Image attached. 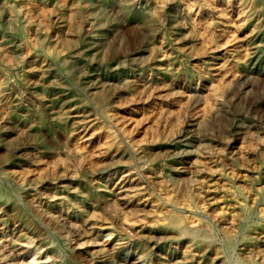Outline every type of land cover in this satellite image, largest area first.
Here are the masks:
<instances>
[{
  "label": "rangeland",
  "instance_id": "obj_1",
  "mask_svg": "<svg viewBox=\"0 0 264 264\" xmlns=\"http://www.w3.org/2000/svg\"><path fill=\"white\" fill-rule=\"evenodd\" d=\"M262 25L264 0H0V186L40 218L0 195V264H264Z\"/></svg>",
  "mask_w": 264,
  "mask_h": 264
},
{
  "label": "bare ground",
  "instance_id": "obj_2",
  "mask_svg": "<svg viewBox=\"0 0 264 264\" xmlns=\"http://www.w3.org/2000/svg\"><path fill=\"white\" fill-rule=\"evenodd\" d=\"M30 5H31V4H30ZM30 5H29V6H30ZM34 5H36V4H34ZM30 8H31V7H30ZM32 11H33V10H32ZM32 11H31V12H32ZM78 21H79V20H78ZM259 24H260V23H259ZM262 26H263V25H262ZM261 28H264V26L261 27ZM256 31H257V30H256ZM262 32H263V31H262ZM14 41H15V40H14ZM12 43H13V42H12ZM8 44H10V43H8ZM255 44H256V43H255ZM2 45H3V44H2ZM3 46H5V44H4ZM12 46H13V45H12ZM0 48H1V47H0ZM0 50H1V49H0ZM5 51H6V49H5ZM3 52H4V51H3ZM4 54H7V53H4ZM11 55H12V54H11ZM5 56H6V55H5ZM8 56H10V55H8ZM8 56H7V57H8ZM221 56H223V55H221ZM2 58H3V57H2ZM5 59H6V58H5ZM9 59H10V58H9ZM7 60H8V59H7ZM11 61H12V60H11ZM1 62H2V61H1ZM4 62H5V61H4ZM4 62H3V63H4ZM10 64H11V63H10ZM46 65H47V64H46ZM3 66H4V65H3ZM47 66H48V65H47ZM221 66H223V64H222ZM45 67H46V66H45ZM49 67H50V66H49ZM223 67H224V66H223ZM1 68H2V67H1ZM6 69H8V68H6ZM6 69H5V70H6ZM2 70H3V68H2ZM9 70H10V69H9ZM41 70H42V69H41ZM4 72H5V71H4ZM41 72H42V71H41ZM7 73H8V72H7ZM7 73H6V74H7ZM140 77H141V76H140ZM143 77H144V76H143ZM136 78H137V77H136ZM41 80H42V79H41ZM142 81H143V80H141V82H142ZM131 82H132V81H131ZM37 83H39V82H37ZM135 84H136V83H135ZM16 85H17V84H16ZM35 85H36V84H35ZM139 85H140V84H139ZM128 86H129V85H128ZM140 86H141V85H140ZM140 86H139V87H140ZM142 86H143V84H142ZM131 88L133 89V87H131ZM137 88H138V87H137ZM60 89H61V88H60ZM129 89H130V88H129ZM210 89H211V88H210ZM65 90H66V89H65ZM130 90H131V89H130ZM58 93H59V92H58ZM61 94H62V93H61ZM112 94H113V93H112ZM208 95H209V94H208ZM114 96H115V95H114ZM110 97H111V96H110ZM112 97H113V96H112ZM76 98H77V97H76ZM78 98H79V97H78ZM79 99H80V98H79ZM52 101H53V100H52ZM80 101H81V100H80ZM79 103H80V102H79ZM82 104H83V103H82ZM14 105H15V104H14ZM14 105H13V106H14ZM66 106H68V105H66ZM10 107H11V106H10ZM70 108H71V107H70ZM225 111H227V110H225ZM227 115H228V114H227ZM77 117H78V116H77ZM222 117H224V116H222ZM40 118H41V117H40ZM220 118H221V117H220ZM227 119H228V118H227ZM227 119H226V120H227ZM9 120H10V119H9ZM80 120H81V119H80ZM221 120H222V119H221ZM228 120H229V119H228ZM198 121H199V119H198ZM224 121H225V120H224ZM79 122H80V121H79ZM79 122H78V123H79ZM225 123H226V122H225ZM225 123H224V126L226 125ZM198 126H199V125H198ZM26 132H27V131H26ZM26 144H27V143H26ZM116 145H117V144H116ZM9 146H10V145H9ZM107 146H109V145H107ZM107 146H106V147H107ZM77 147H78V146H77ZM77 147H75V148H77ZM81 147H82V146H81ZM111 147H112V146H111ZM111 147H110V148H111ZM115 147H116V146H115ZM23 148H24V147H23ZM27 148H28V147H27ZM65 148H66V147H65ZM83 148H84V147H83ZM81 149H82V148H81ZM105 149H106V148H105ZM69 150H70V149H69ZM72 150H73V149H72ZM114 150L116 151L117 149L115 148ZM118 150H119V149H118ZM103 152H105V151H103ZM106 152H107V150H106ZM140 153H141V152H140ZM67 155H68V154H67ZM143 155H144V154H143ZM80 156H81V155H79V157H80ZM125 156H126V155H125ZM140 156H141V155H140ZM136 157H137V156H136ZM149 157H150V156H149ZM157 157H158V156H157ZM114 158H115V157H114ZM133 158H134V157H133ZM196 158H197V157H196ZM199 158H200V157H199ZM108 159H109V158H108ZM125 159H126V158H125ZM125 159H122V160H125ZM128 159H130V161H131L132 158L129 157ZM73 160H74V159H73ZM85 160H86V159H85ZM85 160H84V161H85ZM109 160H110V159H109ZM145 160H146V159H145ZM194 160H195V159H194ZM103 161H104V160H103ZM105 161H106V160H105ZM119 161H120V160H119ZM125 161H126V160H125ZM130 161H129V163H131ZM148 161H150V160L148 159ZM157 161H158V160H157ZM74 162H75V161H74ZM76 162H77V161H76ZM121 162H122V161H121ZM127 162H128V161H127ZM153 162H154V161H152V163H153ZM189 162H193V161L191 160V161H189ZM69 163H70V158H69ZM113 163H114V162H113ZM113 163H112V164H113ZM115 163H116V162H115ZM117 163H118V161H117ZM124 163H125V162H124ZM152 163H150V165H152ZM193 163H194V162H193ZM195 163H196V162H195ZM195 163H194V164H195ZM9 164H10V163H9ZM112 164H111V165H112ZM71 165H72V164H71ZM83 165H84V164H83ZM83 165H82V167H83ZM114 165H115V164H114ZM84 166H85V165H84ZM98 166H99V165H98ZM118 166H119V165H118ZM90 167H91V166H90ZM93 167H94V166H93ZM115 167H116V166H115ZM194 167H195V166H194ZM194 167H193V168H194ZM36 168H37V167H36ZM40 168H41V167H40ZM77 168H78V167H77ZM91 168H92V167H91ZM105 168H106V167H105ZM148 168H149V167H148ZM14 169H15V168H14ZM14 169H13V170H14ZM74 169H75V168H74ZM79 169H80V167H79ZM87 169H88V168H87ZM2 170H3V169H2ZM9 170L11 171V169H9ZM91 170H92V169H91ZM97 170H98V169H97ZM129 170H130V169H129ZM10 171H9V172H10ZM14 171H17V170H14ZM78 171H79V170H78ZM150 171H151V170H150ZM12 172H13V171H12ZM18 172H20V171H18ZM24 172H25V171H24ZM82 172H83V170H82ZM100 172H101V171H100ZM148 172H149V170H148ZM7 173H8V169H7ZM91 173H93V172H90V174H91ZM124 173H125V172H124ZM149 173H150V172H149ZM12 174H13V173H12ZM18 174H19V173H18ZM21 174H22V173H21ZM21 174H20V175H21ZM79 174H80V172H79ZM121 174H122V173H121ZM127 174H128V173H127ZM132 174H133V173H132ZM132 174H131V175H132ZM154 174H155V173H154ZM0 175H1V174H0ZM4 175H6V174H4ZM9 175H10V177H11V174H9ZM133 175H134V174H133ZM79 176H80V175H79ZM90 176H91V175H90ZM124 176H125V174H124ZM126 176L128 177V175H126ZM14 177H15V176H14ZM131 177H132V176H131ZM155 177H156V176H155ZM155 177H154V178H155ZM7 178H8V177H7ZM90 179H91V178H90ZM94 179H95V178H94ZM123 179H124V178H123ZM3 180H5V179H3ZM88 180H89V179H88ZM133 180H134V179H133ZM83 181H84V180H83ZM135 181H136V179H135ZM138 181H139V180H138ZM138 181H137V182H138ZM79 182H80V181H79ZM126 182H127V181H126ZM128 182H129V181H128ZM41 183H42V182H41ZM129 183H130V182H129ZM39 184H40V183H39ZM39 184H38V185H39ZM48 184H49V182H48ZM86 184H87V182H86ZM136 184H137V183H136ZM45 185H46V183H45ZM67 185H68V184H67ZM134 185H135V184H134ZM42 186H43V185H42ZM76 186H77V185H76ZM97 186H98V185H96V187H97ZM124 186H125V185H124ZM129 186H130V185H129ZM131 186H132V184H131ZM63 187H64V186H63ZM96 187H95V189H97ZM48 188H49V187H48ZM73 188H75V186H73ZM78 188H79V187H78ZM80 188H81V187H80ZM89 188H90V186H89ZM98 188H99V187H98ZM100 188H101V187H100ZM121 188H122V187H121ZM141 188H142V187H141ZM28 189H29V188H28ZM68 189H69V188H68ZM90 189H92V188H90ZM122 189H123V188H122ZM124 189H125V187H124ZM126 189H127V188H126ZM128 189H129V188H128ZM8 190H9V189H8ZM64 190H65V189H64ZM71 190H72V189H71ZM71 190H70V192H71ZM84 190H85V189H84ZM29 191H30V190H29ZM68 191H69V190H68ZM68 191H66V193H67ZM72 191H73V190H72ZM74 191H75V190H74ZM79 191H80V189H79ZM86 191H87V190H86ZM124 191H125V190H124ZM61 192H62V190H61ZM64 192H65V191H64ZM71 193H72V192H71ZM75 193H76V192H75ZM79 193H80V192H79ZM79 193H78V194H79ZM81 193H82V192H81ZM90 193H91V192H90ZM117 193H118V192H117ZM122 193H123V192H122ZM26 194H27V193H26ZM78 194H76V195H78ZM115 194H116V193H115ZM123 194H124V193H123ZM126 194H127V193H126ZM0 195L2 196V198H3V197L6 198L7 201L12 200V201L16 202L15 204L17 205V207H18V209H19V211H20V213H21L20 216L23 215V216L26 218V219H25V223H26L27 225H29L32 229H34V230H39V227H40V226L38 225V223H39V221H40V220H39L40 218L38 217V215L35 216V217H34V216H33V217L30 216L29 213H28L29 210H28V206H27V205H25V204H21L20 201L18 202V201H16V200H13L14 198L11 197V196H9V194L6 192V189H5L4 187H2V186H0ZM27 195H28V194H27ZM31 195H32V194H31ZM67 195H68V194H67ZM79 195H80V194H79ZM83 195H84V194H83ZM87 195H88V194H87ZM97 195H98V194H97ZM140 195H141V194H140ZM140 195H138V196H140ZM34 196H36V195H34ZM57 196H58V195H57ZM64 196H65V195H64ZM98 196H99V195H98ZM117 196H118V195H117ZM121 196H122V195H121ZM132 196H134V195H132ZM60 197H61V196H60ZM69 197H70V196H69ZM79 197H80V196H79ZM101 197L103 198V196H101ZM101 197H100V198H101ZM104 197H105V196H104ZM125 197H126V196H125ZM17 198H19V197H17ZM36 198H37V196H36ZM80 198H81V197H80ZM84 198H85V197H84ZM105 198H106V197H105ZM116 198H117V197H116ZM120 198H121V197H120ZM123 198H124V197H123ZM25 199H26V197H25ZM67 199H68V198H67ZM73 199H74V198H73ZM77 199H78V198H77ZM82 199H83V198H82ZM88 199H89V198H88ZM95 199H96V198H95ZM103 199H104V198H103ZM118 199H119V198H118ZM17 200H18V199H17ZM63 200H64V199H63ZM74 200H75V199H74ZM83 200H84V199H83ZM104 200H105V199H104ZM111 200H112V199H111ZM1 201H2V200H1ZM1 201H0V203H1ZM5 201H6V200H5ZM7 201H6V203H7ZM69 201H70V200H69ZM77 201H78V200H77ZM100 201H101V200H100ZM108 201H109V199H108ZM118 201H119V200H118ZM2 202H4V199H3ZM32 202L34 203V200H33ZM32 202H30V203H32ZM52 202H53V201H52ZM60 202H61V201H60ZM80 202H81V201H80ZM119 202H120V201H119ZM131 202H132V201H131ZM136 202H138V201H136ZM136 202H135V203H136ZM36 203H37V202H36ZM61 203H63V202H61ZM72 203H73V202H72ZM85 203H87V202H85ZM89 203H90V202H89ZM100 203H101V202H100ZM38 204H39V203H38ZM93 204H94V203H93ZM104 204H105V203H104ZM118 204H119V203H118ZM11 205H12V204H11ZM61 205H62V204H61ZM69 205H70V204H69ZM75 205H76V203H75ZM77 205H78V204H77ZM139 205H140V204H139ZM9 206H10V205H9ZM9 206H8V207H9ZM63 206H64V205H63ZM71 206H72V205H71ZM90 206H91V205H90ZM118 206H119V205H118ZM132 206H133V205H132ZM52 207H53V205H52ZM67 207H68V206H67V204H66V208H67ZM81 207H82V206H81ZM96 207H97V206H96ZM111 207H112V206H111ZM6 208H7V207H6ZM38 208H40V207L38 206ZM44 208H45V207H44ZM47 208H48V207H47ZM56 208H57V207H56ZM82 208H83V207H82ZM88 208H89V207H88ZM88 208H86V209H88ZM116 208H117V207H116ZM124 208H125V207H124ZM7 209H8V208H7ZM13 209H15V208H13ZM48 209H49V208H48ZM112 209H113V208H112ZM127 209H128V208H127ZM65 210H66V209H65ZM68 210H69V208H68ZM89 210H90V209H89ZM91 210H92V209H91ZM113 210H114V209H113ZM113 210H112V211H113ZM136 210H137V209H136ZM15 211H16V210H15ZM19 211H18V212H19ZM47 211H48V210H47ZM49 211H50V209H49ZM54 211H55V209H54ZM79 211H80V210H79ZM84 211H85V210H84ZM94 211H95V210H94ZM97 211H98V210H97ZM137 211H138V210H137ZM18 212H17V213H18ZM63 212H64V211H63ZM68 212H69V211H68ZM122 212H123V211H122ZM0 213H1V212H0ZM53 214H54V213H53ZM53 214H52V215H53ZM55 214H56V213H55ZM73 214H74V213H73ZM77 214H78V213H77ZM83 214H84V213H83ZM108 214H109V213H108ZM49 215H50V214H48L47 216H49ZM74 215H75V214H74ZM114 215H116V214L114 213ZM47 216H44V217H47ZM59 216H60V215H59ZM66 216H67V215H66ZM66 216H65V217H66ZM111 216H112V215H111ZM51 217H54V215L51 216ZM70 217H71V215H70ZM78 217H79V216H78ZM87 217H88V216H87ZM49 218H50V217H49ZM59 218H60V217H59ZM59 218H58V219H59ZM68 218H69V217H68ZM2 219H3V218H2ZM21 219H22V218H21ZM65 219H66V218H65ZM82 219H84V218H82ZM87 219H88V218H87ZM46 220H47V219H46ZM73 220H74V219H73ZM78 220H80V219H78ZM22 221H24V220H22ZM62 221H63V220H62ZM62 221L60 220V222H62ZM65 221H66V220H65ZM86 221H87V220H86ZM2 222H3V221H2ZM20 222H21V221H20ZM43 222H45V221H43ZM50 222H51V221H50ZM55 222H57V221H55ZM46 223H47V222H46ZM63 223H64V222H63ZM65 223H66V222H65ZM73 223H74V222H73ZM75 223H76V222H75ZM88 223H89V221H88ZM88 223H87V224H88ZM91 223H92V222H90V224H91ZM93 223H94V222H93ZM93 223H92V224H93ZM1 224H2V223H1ZM51 224H52V223H51ZM71 224H72V222H71ZM79 224H80V223H79ZM65 225H66V224H65ZM94 225H95V224H94ZM24 226H25V225H24ZM66 226H67V225H66ZM90 226H91V225H90ZM50 227H51V226H50ZM50 227L47 228L49 232L52 231V229H51L52 227H51V228H50ZM72 227H73V226H72ZM87 227H88V225H86V228H87ZM43 228H44V227H43ZM43 228H42V229H43ZM58 228H59V227H58ZM32 229H30V230H32ZM74 229H75V228H74ZM90 229H91V227L89 228V230H90ZM99 229H100V228H99ZM102 229H103V228H102ZM105 229H106V228H105ZM105 229H103V230H105ZM87 230H88V229H87ZM87 230H86V231H87ZM44 231H45V230H44ZM108 231H109V230H108ZM149 231H150V230H148V232H149ZM260 231H261V230H260ZM40 232H43V231H40ZM49 232H48V233H49ZM53 232H54V231H53ZM87 232H88V231H87ZM145 232H146V231H145ZM186 232H187V230H186ZM184 233H185V231H184ZM184 233H183V234H184ZM262 233H264V232H262ZM35 234H36V233H35ZM91 234H92V233H91ZM93 234H94V233H93ZM99 234H100V233H99ZM110 234H111V233H110ZM134 234H135V233H134ZM140 234H141V233H140ZM148 234H149V233H148ZM170 234H171V233H170ZM183 234H182V235H183ZM190 234H191V233H190ZM4 235H5V234H4ZM22 235H23V234H22ZM48 235H49V234H48ZM94 235H95V234H94ZM157 235H158V234H157ZM160 235H161V234H160ZM196 235H197V234H196ZM101 236H102V235H101ZM103 236H104V235H103ZM105 236H108V235H105ZM149 236H150V234H149ZM167 236H168V235H167ZM0 237H1V236H0ZM138 237H139V236H138ZM155 237H156V236H155ZM160 237H161V236H160ZM168 237H169V236H168ZM260 237H261V236H260ZM17 238H18V237H17ZM108 238H109V237H108ZM108 238H107V239H108ZM128 238H129V237H128ZM139 238H140V237H139ZM158 238H159V237H158ZM173 238H174V237H173ZM175 238H176V237H175ZM183 238H184V237H183ZM93 239H94V238H93ZM93 239H92V240H93ZM123 239H124V238H123ZM126 239H127V238H126ZM177 239H179V238H177ZM53 240H54V239H53ZM53 240H52V241H53ZM84 240H85V239H84ZM92 240H91V241H92ZM121 240H122V239H121ZM161 240H162V239H161ZM174 240H175V239H174ZM26 241H27V240H26ZM105 241H106V239H105ZM125 241H126V240H125ZM125 241H124V242H125ZM143 241H144V240H143ZM146 241H147V240H146ZM154 241H155V240H154ZM5 242H6V241H5ZM81 242H82V241H81ZM86 242H87V241H86ZM86 242H85V243H86ZM93 242H94V240H93ZM93 242H91V243H93ZM126 242H127V241H126ZM168 242H169V241H168ZM208 242H209V241H208ZM210 242H212V241H210ZM14 243H15V242H14ZM82 243H83V242H82ZM102 243H104V242L102 241ZM132 243H133V242H132ZM152 243H153V242H152ZM9 244H10V243H9ZM57 244H58V243H57ZM79 244H80V242H79ZM89 244H90V242H89ZM109 244H110V243H109ZM109 244H108V245H109ZM154 244H155V243H154ZM156 244H157V242H156ZM6 245H7V244H6ZM77 245H78V244H77ZM80 245H81V244H80ZM80 245H79V246H80ZM100 245H101V244H100ZM102 245H103V244H102ZM106 245H107V244H106ZM115 245H116V244H115ZM118 245H119V244H118ZM130 245H131V244H130ZM147 245H148V244H147ZM147 245H146V246H147ZM151 245H152V244H151ZM109 246H110V245H109ZM112 246H113V244H112ZM146 246H144V247L142 248V250H141V252H143L144 254L147 253V247H146ZM214 246H215V245H214ZM4 247H5V246H4ZM10 247H11V246H10ZM10 247H9V248H10ZM17 247H18V246H17ZM100 247H101V246H100ZM103 247H104V246H103ZM125 247H126V246H125ZM127 247H128V246H127ZM129 247H131V246H129ZM135 247H136V246H134V248H135ZM140 247H141V246H140ZM12 248H13V247H11V249H12ZM54 248H55V247H54ZM60 248H61V247H60ZM60 248H59V249H60ZM82 248H83V247H82ZM1 249H3V248H1ZM17 249H18V248H17ZM59 249H57L58 252H59ZM75 249H76V248H75ZM78 249H79V248H78ZM98 249H99V248H98ZM102 249H103V252H104V248H102ZM166 249H167V248H166ZM12 250H13V249H12ZM18 250H22V249H18ZM23 250H25V249H23ZM37 250H38V249H37ZM41 250H42V249H41ZM60 250H61V249H60ZM89 250H90V249H89ZM0 251H1V250H0ZM2 251H3V250H2ZM91 251H92V249H91ZM93 251H94V250H93ZM137 251H138V250H137ZM161 251H162V250H161ZM190 251H191V250H190ZM193 251H194V250H193ZM195 251H196V250H195ZM74 252H75V251H74ZM74 252H73V253H74ZM107 252H108V251H107ZM107 252H106V253H107ZM113 252H114V251H113ZM158 252H159V251H158ZM196 252H197V251H196ZM15 253H16V252H15ZM59 253H60V252H59ZM101 253H102V252H101ZM104 253H105V252H104ZM109 253H110V252H109ZM111 253H112V252H111ZM129 253H130V252H129ZM143 253H141V254H143ZM150 253H151V252H150ZM150 253H149V254H150ZM183 253H184V252H183ZM200 253H201V252H200ZM16 254H17V253H16ZM34 254H36V253H34ZM42 254H43V253H42ZM60 254H61V253H60ZM75 254H76V253H75ZM75 254H74V255H75ZM77 254H78V253H77ZM95 254H96V253H95ZM152 254H153V253H152ZM152 254H151V255H152ZM187 254H188V253H187ZM47 255H48V254H47ZM47 255H46V256H47ZM62 255H63V254H62ZM109 255H110V254H109ZM129 255H131V254H129ZM185 255H186V254H185ZM191 255H192V254H191ZM55 256H56V255H55ZM72 256H73V255H72ZM78 256H79V255H78ZM82 256H83V255H82ZM82 256H81V257H82ZM84 256H85V253H84ZM84 256H83V257H84ZM91 256H92V255H91ZM137 256H140V255H137ZM189 256H190V255H189ZM192 256H193V255H192ZM53 257H54V256H53ZM53 257H52V258H53ZM87 257H88V256H87ZM112 257H113V256H112ZM180 257H181V256H180ZM52 258H51V259H52ZM76 258H77V257H76ZM98 258H99V257H98ZM100 258H101V257H100ZM134 258H135V257H134ZM177 258H178V257H177ZM221 258H222V257H221ZM36 259H37V258H36ZM47 259H48V257H47ZM86 259H87V258H86ZM125 259H126V258H125ZM136 259H137V258H136ZM138 259H139V258H138ZM152 259H153V258H152ZM191 259H192V258H191ZM44 260H45V259H44ZM49 260H50V259H49ZM57 260H58V259H57ZM83 260H84V258H83ZM88 260H89V259H88ZM94 260H95V259H94ZM107 260H108V259H107ZM109 260H110V259H109ZM122 260H123V259H122ZM188 260H189V259H188ZM33 261H34V260H33ZM35 261H36V260H35ZM35 261H34V263H35ZM37 261H38V260H37ZM37 261H36V262H37ZM95 261H96V260H95ZM114 261H115V260H114ZM132 261H133V262H132ZM132 261H130V262H132L131 264H140V261H134V260H132ZM142 261H143V260H142ZM150 261H151V260H150ZM173 261H174V260H173ZM190 261H191V260H190ZM41 262H42V261H41ZM48 262H49V261H48ZM48 262H46L45 264H47ZM117 262H119V261H117ZM121 262H122V261H121ZM170 262H171V261H170ZM191 262H192V261H191ZM50 263H51V262H50ZM88 263H89V262H88ZM125 263H126V262H125ZM127 263H128V262H127ZM152 263H153V262H152ZM36 264H37V263H36ZM38 264H39V263H38ZM69 264H70V263H69ZM95 264H96V263H95ZM103 264H104V263H103ZM118 264H120V263H118ZM145 264H147V263H145ZM173 264H178V263H173ZM188 264H189V263H188Z\"/></svg>",
  "mask_w": 264,
  "mask_h": 264
}]
</instances>
